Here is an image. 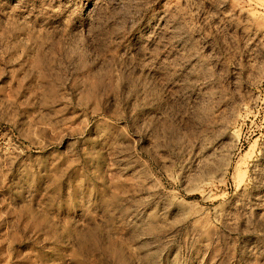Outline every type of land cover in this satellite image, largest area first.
I'll list each match as a JSON object with an SVG mask.
<instances>
[{
    "label": "rangeland",
    "instance_id": "1",
    "mask_svg": "<svg viewBox=\"0 0 264 264\" xmlns=\"http://www.w3.org/2000/svg\"><path fill=\"white\" fill-rule=\"evenodd\" d=\"M0 264H264V0H0Z\"/></svg>",
    "mask_w": 264,
    "mask_h": 264
}]
</instances>
